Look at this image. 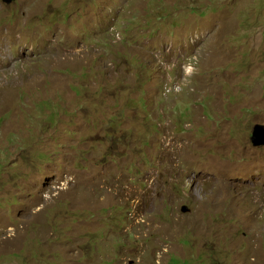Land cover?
Segmentation results:
<instances>
[{"label": "rangeland", "instance_id": "rangeland-1", "mask_svg": "<svg viewBox=\"0 0 264 264\" xmlns=\"http://www.w3.org/2000/svg\"><path fill=\"white\" fill-rule=\"evenodd\" d=\"M257 126L264 0H0V264H264Z\"/></svg>", "mask_w": 264, "mask_h": 264}, {"label": "water", "instance_id": "water-1", "mask_svg": "<svg viewBox=\"0 0 264 264\" xmlns=\"http://www.w3.org/2000/svg\"><path fill=\"white\" fill-rule=\"evenodd\" d=\"M2 1H3L4 3H6V4H10V3H12L14 0H2ZM261 131H264V127H262V126H257V127L255 128V132H254V136H253L254 140L257 138L259 132H261ZM254 145H264V140H262V138H260V139H258V140H256V141H254Z\"/></svg>", "mask_w": 264, "mask_h": 264}, {"label": "clouds", "instance_id": "clouds-1", "mask_svg": "<svg viewBox=\"0 0 264 264\" xmlns=\"http://www.w3.org/2000/svg\"><path fill=\"white\" fill-rule=\"evenodd\" d=\"M185 74L191 77H195L199 75V69L196 65L188 64L185 68Z\"/></svg>", "mask_w": 264, "mask_h": 264}, {"label": "bare ground", "instance_id": "bare-ground-1", "mask_svg": "<svg viewBox=\"0 0 264 264\" xmlns=\"http://www.w3.org/2000/svg\"><path fill=\"white\" fill-rule=\"evenodd\" d=\"M259 125V124H258ZM264 147V146H263ZM97 178V177H96ZM101 179V178H100ZM66 182V181H65ZM65 184V183H64ZM67 204V203H66ZM88 214H89V212H88ZM91 214V213H90ZM92 215V214H91ZM86 216H87V214H86Z\"/></svg>", "mask_w": 264, "mask_h": 264}]
</instances>
